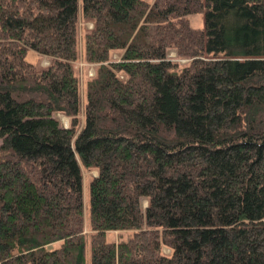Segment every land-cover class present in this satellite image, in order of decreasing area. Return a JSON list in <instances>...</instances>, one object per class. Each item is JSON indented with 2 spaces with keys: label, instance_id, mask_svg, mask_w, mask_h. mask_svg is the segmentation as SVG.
<instances>
[{
  "label": "trees",
  "instance_id": "obj_1",
  "mask_svg": "<svg viewBox=\"0 0 264 264\" xmlns=\"http://www.w3.org/2000/svg\"><path fill=\"white\" fill-rule=\"evenodd\" d=\"M0 264H264V0H0Z\"/></svg>",
  "mask_w": 264,
  "mask_h": 264
},
{
  "label": "rangeland",
  "instance_id": "obj_2",
  "mask_svg": "<svg viewBox=\"0 0 264 264\" xmlns=\"http://www.w3.org/2000/svg\"><path fill=\"white\" fill-rule=\"evenodd\" d=\"M148 2H151L152 0H146ZM188 25L192 29H201L202 28V13L196 12L189 14L187 16ZM89 23H83L80 18H78L77 21V53L78 57L77 60L73 62V72L75 77L77 78L78 83V90L80 95V101L81 103H84V91H85V84L86 81L90 78V76L93 75L94 67L91 64L85 63L82 59V35L84 32L85 27H89ZM117 54L114 53L113 57ZM167 57L178 64V68L181 66L186 65L189 62V59L187 58H180L176 56V52L173 48L168 50ZM26 60L36 63L39 62V65L45 66L48 61L46 58L39 56L32 50H27ZM55 116L58 118L59 122L63 126H67L69 119L68 117L63 116L60 113L55 114ZM81 118V114L79 115ZM82 174V200H83V216H84V223L82 224L81 232L80 234L86 235L88 233V228L85 226L86 224V218H87V203H88V183L91 178V176L95 175V170L90 169H81ZM145 202L143 201V204ZM129 231H121V232H107L106 233V239L108 241H115L118 238V234L121 237V239H124L127 234H129ZM162 251L164 253L168 254V250L166 248H162ZM87 256L85 257L86 260ZM88 259V258H87Z\"/></svg>",
  "mask_w": 264,
  "mask_h": 264
}]
</instances>
